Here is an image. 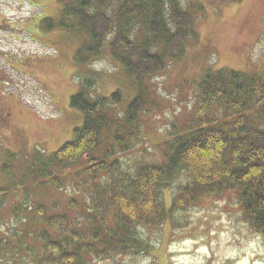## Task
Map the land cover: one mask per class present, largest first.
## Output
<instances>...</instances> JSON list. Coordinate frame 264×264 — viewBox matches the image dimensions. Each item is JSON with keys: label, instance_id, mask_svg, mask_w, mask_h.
<instances>
[{"label": "trees", "instance_id": "trees-1", "mask_svg": "<svg viewBox=\"0 0 264 264\" xmlns=\"http://www.w3.org/2000/svg\"><path fill=\"white\" fill-rule=\"evenodd\" d=\"M60 2L62 18L46 29L87 36L76 53L81 66L101 61L107 48L110 59L141 82L197 42L196 14L182 0ZM88 75L69 100L84 117L81 127L56 152L36 158L19 181L30 178L37 186L63 190L59 178L70 179L72 189L85 196L83 209L75 200L64 213L39 204L27 208V187L20 183L22 189L8 190L11 195L21 191L17 199L24 200L11 205V220L22 222L28 214L42 226L34 264H115L129 254L150 253L152 230L167 220L173 223L177 212H187L203 198L230 192L238 197L242 221L264 239V76L225 69L205 73L196 83L191 121L183 132L169 134L162 164L141 160L130 166L126 159L142 142L144 98L138 94L115 115L120 92L92 97L96 74ZM115 152L126 157L124 164ZM176 183L171 207L165 209L161 191Z\"/></svg>", "mask_w": 264, "mask_h": 264}, {"label": "rangeland", "instance_id": "rangeland-1", "mask_svg": "<svg viewBox=\"0 0 264 264\" xmlns=\"http://www.w3.org/2000/svg\"><path fill=\"white\" fill-rule=\"evenodd\" d=\"M182 5L196 14L197 42L155 77L136 82L110 59L107 48L101 61L81 66L76 53L87 43L85 34L46 29L62 18L60 0H0V264H34L33 255L40 252L42 226L28 214L22 222L11 220L18 199L27 208L39 204L57 213L69 212L71 200L83 209L85 196L72 189L70 179L59 178L63 190L37 186L27 177L19 181L36 158L56 152L81 127L84 117L69 100L90 72L96 74L92 97L120 92L115 115L138 94L144 98L142 142L129 153L130 166L141 160L162 164L169 134L183 132L191 121L196 83L205 73L225 69L264 76V0H182ZM114 156L126 162L124 155ZM20 183L27 187L24 200L17 199L21 191L9 193ZM179 185L161 191L165 209ZM236 196H208L177 212L173 223L152 230L150 253L129 254L115 264H264V239L242 221Z\"/></svg>", "mask_w": 264, "mask_h": 264}]
</instances>
